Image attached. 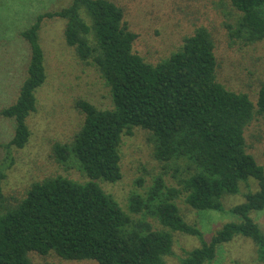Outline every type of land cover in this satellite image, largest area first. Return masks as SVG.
Masks as SVG:
<instances>
[{
    "label": "trees",
    "instance_id": "trees-1",
    "mask_svg": "<svg viewBox=\"0 0 264 264\" xmlns=\"http://www.w3.org/2000/svg\"><path fill=\"white\" fill-rule=\"evenodd\" d=\"M230 2L240 12L231 34L246 44L263 40L264 0ZM55 17L66 20V43L83 62L93 63L110 87L113 106L99 108L76 100L83 123L71 141L54 144L52 156L58 163L75 161L88 181L47 177L33 182L11 205L3 202L0 172V264H34L32 252L99 264H166L175 231L196 235L202 242L178 264L210 262L220 246L239 235L256 243L264 264V232L252 216V211L264 209V164L247 151L245 138L255 112L264 114V84L255 103L248 93L218 81L215 43L204 26L154 64L134 51L138 34L113 0H72L60 10L38 14L20 33L30 51L27 74L15 100L0 109V116L16 123L14 136L5 145L8 150L29 142L27 121L37 110V89L48 77L40 31L44 19ZM135 127L151 132L158 160L186 164L181 189L166 193L159 177L146 199L132 198L133 210L152 212L167 230L134 220L97 182L122 178V138L133 134ZM250 177L258 181L259 189L247 192L245 200L230 209L240 219L224 223L209 241L176 203L182 192L196 210L225 211L224 196L237 194Z\"/></svg>",
    "mask_w": 264,
    "mask_h": 264
},
{
    "label": "rangeland",
    "instance_id": "rangeland-1",
    "mask_svg": "<svg viewBox=\"0 0 264 264\" xmlns=\"http://www.w3.org/2000/svg\"><path fill=\"white\" fill-rule=\"evenodd\" d=\"M72 0H0V109L11 104L27 74L29 46L21 31L40 13L60 10ZM124 10L131 30L138 34L134 51L151 63L169 57L178 50L186 36L198 27H206L214 40L218 59L217 79L228 89L246 92L256 103L264 84V39L245 43L231 34L240 12L230 0H113ZM63 18H46L40 31L45 51L48 77L37 89V110L28 118L31 136L23 148L5 146L14 136L13 118L0 116V172L5 204L14 205L23 198L35 181L64 175L86 182L88 176L75 161L61 165L52 156L54 144L73 139L80 129L84 114L76 107V100L85 99L99 108H110L113 99L110 87L93 63L83 62L75 49L66 43ZM246 149L258 163L264 164V114L255 112L245 129ZM151 132L135 127L133 134H124L120 146L122 178L111 182L100 178L97 182L116 198L134 220L150 222L155 229L167 230L149 211L132 209V198L146 199L156 180L165 183L163 191L181 189V179L188 171L184 161H161L154 153ZM259 189L252 177L242 182L237 194L224 196L225 211L196 210L186 201L185 193L176 203L190 223L202 231L209 241L215 231L228 221L239 220L230 209L245 200L249 191ZM252 216L264 232V209L252 211ZM172 254L166 264H178L187 252L201 246L196 235L173 232ZM34 264H99L93 259L69 260L56 253L30 254ZM204 264H263L256 243L248 237L236 236L218 249L214 260Z\"/></svg>",
    "mask_w": 264,
    "mask_h": 264
}]
</instances>
